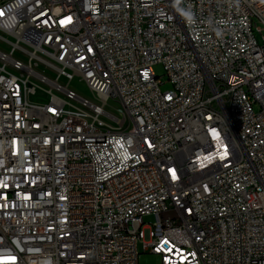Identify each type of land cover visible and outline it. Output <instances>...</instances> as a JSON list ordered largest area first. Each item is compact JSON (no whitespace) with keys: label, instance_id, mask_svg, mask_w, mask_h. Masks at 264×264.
Masks as SVG:
<instances>
[{"label":"built area","instance_id":"1","mask_svg":"<svg viewBox=\"0 0 264 264\" xmlns=\"http://www.w3.org/2000/svg\"><path fill=\"white\" fill-rule=\"evenodd\" d=\"M0 43V264H264V0H0Z\"/></svg>","mask_w":264,"mask_h":264},{"label":"rangeland","instance_id":"2","mask_svg":"<svg viewBox=\"0 0 264 264\" xmlns=\"http://www.w3.org/2000/svg\"><path fill=\"white\" fill-rule=\"evenodd\" d=\"M0 49L4 51H10V47L6 46L3 43H0ZM16 55H20L19 53H16ZM40 72H43L46 74V76L50 79H56L58 77V74L55 70L52 68H49L45 65H42L39 69ZM155 73L160 77V81L163 83L161 86V89L163 91H169L171 89V86L168 82V79L165 76L164 68L162 66H156L154 67ZM30 85L32 86L37 85L38 86V93L36 95L31 96L32 102H39L43 103L48 101L47 95H45L46 90H48V87L34 78H30ZM62 84L66 85L65 81H61ZM70 89L73 90L78 96L89 100L92 103L100 104V100L92 93V91L88 88L85 82H83L80 78H76L74 81L70 84ZM119 109V105L114 101L111 100L109 103V107L107 108V112L110 113L113 116L119 117V114L117 110ZM174 213L166 214V217H173ZM156 219L154 216L152 217H145V222H155ZM141 264H161L159 261V258L153 256V255H142L140 259Z\"/></svg>","mask_w":264,"mask_h":264}]
</instances>
